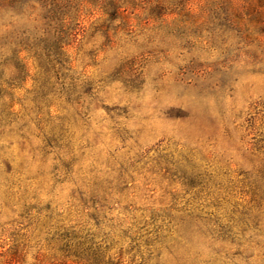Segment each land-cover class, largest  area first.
I'll use <instances>...</instances> for the list:
<instances>
[{
    "label": "rangeland",
    "instance_id": "374dc122",
    "mask_svg": "<svg viewBox=\"0 0 264 264\" xmlns=\"http://www.w3.org/2000/svg\"><path fill=\"white\" fill-rule=\"evenodd\" d=\"M0 264H264V0L0 3Z\"/></svg>",
    "mask_w": 264,
    "mask_h": 264
},
{
    "label": "trees",
    "instance_id": "16d2710c",
    "mask_svg": "<svg viewBox=\"0 0 264 264\" xmlns=\"http://www.w3.org/2000/svg\"><path fill=\"white\" fill-rule=\"evenodd\" d=\"M34 0H0V3H6L10 7H16V8H22L27 5H31ZM55 11L54 7L48 10L49 14H53ZM21 46L16 52H20L23 50H27L28 48L35 47V49H40V51L45 50L46 52H50L51 49H60L63 44L61 38H56L55 40H49V39H39L38 42H30L28 39L21 40Z\"/></svg>",
    "mask_w": 264,
    "mask_h": 264
}]
</instances>
